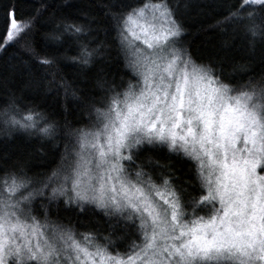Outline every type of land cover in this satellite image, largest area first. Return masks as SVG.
Instances as JSON below:
<instances>
[{"label":"snow or ice","instance_id":"6c2138e0","mask_svg":"<svg viewBox=\"0 0 264 264\" xmlns=\"http://www.w3.org/2000/svg\"><path fill=\"white\" fill-rule=\"evenodd\" d=\"M63 7L4 8L0 264H264V0Z\"/></svg>","mask_w":264,"mask_h":264},{"label":"trees","instance_id":"16d2710c","mask_svg":"<svg viewBox=\"0 0 264 264\" xmlns=\"http://www.w3.org/2000/svg\"><path fill=\"white\" fill-rule=\"evenodd\" d=\"M13 2L17 5V18H29L31 17L37 8H40L43 3L46 2H52V0H13ZM88 0H55V3L59 5H63L62 11L67 13H72L76 11V7L78 5L87 3ZM204 3H211L212 0H203ZM219 2V0H217ZM9 4V0H0V36L5 31V20H4V8L7 7ZM52 10L49 9L48 13H45L36 23V28L39 30L38 36L43 33L46 29L43 27V22L47 18L48 14ZM219 9L212 10L208 9V15L205 17H201L205 20V26L209 24L215 23V19L220 18L219 16L215 15V12H219ZM188 23H191V20H188ZM194 31V29H193ZM219 37L216 32H206L196 37L194 42L192 43V51L194 56H206L212 48L218 43ZM2 42V40H0ZM19 48V45H14L13 47H10L5 52H0V75H6L11 84L12 87H19L21 85L22 77L26 76L27 73L23 70H19L16 73H12L11 71H6L7 68V62L9 61V58L12 56V54L17 51ZM76 70L74 68H65L64 72L68 75L69 79L72 78L74 72ZM246 79V77H245ZM4 96V92L2 89H0V98ZM69 119H74V117H69ZM77 127L80 125H76ZM23 142L22 136H17V138L14 141L11 142H5L3 140H0V149L7 147L9 150H14L16 145L21 144ZM62 147V146H61ZM177 166L182 168V171L177 172V175L182 176L184 179H191V176L186 175L188 172V164L180 165L177 162ZM51 167H55V164L51 165ZM200 215H203L204 213H199ZM61 216L64 218L65 223H67L68 219H71L73 224H76L77 221L80 222H87L89 220L93 221L94 224L96 221H101V217L99 216H92L90 213H84V214H78L76 210H69L61 213ZM96 227L101 229V235H106V231H103L104 225L101 221L99 224H96ZM79 231L83 232L86 229L85 228H79ZM134 231V230H133ZM136 239L135 236L129 233L128 239L125 240L122 244L119 245L120 251H124L129 243ZM139 242V241H137Z\"/></svg>","mask_w":264,"mask_h":264}]
</instances>
